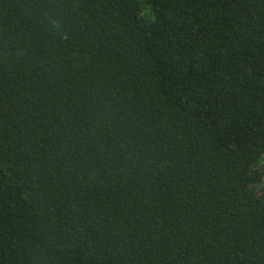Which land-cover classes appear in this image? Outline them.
Segmentation results:
<instances>
[{
    "label": "trees",
    "instance_id": "trees-1",
    "mask_svg": "<svg viewBox=\"0 0 264 264\" xmlns=\"http://www.w3.org/2000/svg\"><path fill=\"white\" fill-rule=\"evenodd\" d=\"M0 264H264V0H0Z\"/></svg>",
    "mask_w": 264,
    "mask_h": 264
}]
</instances>
